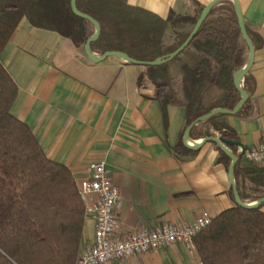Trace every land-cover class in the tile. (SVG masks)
Returning a JSON list of instances; mask_svg holds the SVG:
<instances>
[{"label": "crops", "instance_id": "obj_1", "mask_svg": "<svg viewBox=\"0 0 264 264\" xmlns=\"http://www.w3.org/2000/svg\"><path fill=\"white\" fill-rule=\"evenodd\" d=\"M196 1L206 5L210 0ZM127 2L164 19L170 10L178 11L185 4V0ZM240 2L245 24L259 44L250 71L255 88L245 116L225 114L219 120L249 149L264 142V0ZM0 61L18 87L11 112L30 126L49 158L68 166L77 183L87 177L92 162H106L122 195L120 234L165 222L191 223L204 212L215 217L236 205L229 167L218 160L220 153L212 142L192 150L193 154L174 152L186 130V109L168 104L165 118L154 98L155 85L147 78L138 83L144 65L115 56L93 62L84 45L77 46L57 31L37 27L26 16L19 20ZM229 148L242 151L238 145L235 150ZM238 161L241 167L253 166L244 155ZM238 182L245 183L250 195L258 194L249 191V186L255 185L250 178L240 174ZM95 229V220L85 217L81 252L94 243ZM106 264L202 261L198 252L190 253L183 244L172 243L133 259Z\"/></svg>", "mask_w": 264, "mask_h": 264}, {"label": "trees", "instance_id": "obj_2", "mask_svg": "<svg viewBox=\"0 0 264 264\" xmlns=\"http://www.w3.org/2000/svg\"><path fill=\"white\" fill-rule=\"evenodd\" d=\"M80 11L97 19L102 31L91 44L98 54L120 50L143 61L163 57L179 47L190 34L170 51L162 52L163 33L178 23L198 17L176 14L170 10L166 19L147 9L132 6L127 0H76ZM26 16L41 28L59 32L77 46H83L95 31L94 25L71 9V0H0V54L19 20ZM255 46V34L247 27ZM181 35V34H180ZM193 48L189 59L180 65L178 74L169 67L181 54ZM249 48L231 0H221L203 22L200 30L180 54L159 65H144L138 83L148 78L156 87L157 99L167 118V105L186 109V128L215 107L234 109L241 99L235 74L248 61ZM248 99L237 116H245L251 106L254 78L249 72L243 79ZM18 87L0 61V264H75L81 253L85 205L78 184L64 164L48 157L30 126L11 112ZM215 114L197 122L190 136L197 140L219 133L225 143L238 141L234 130ZM185 132V130H184ZM180 141L174 146L177 155L193 154ZM218 160L230 165V158L214 142ZM235 150V144H227ZM241 157L240 153L233 152ZM254 182L255 195L238 182L240 197L248 202L264 197V168L235 166V177ZM233 194V189L231 190ZM236 204L223 210L195 237L202 264H264V211Z\"/></svg>", "mask_w": 264, "mask_h": 264}, {"label": "built area", "instance_id": "obj_3", "mask_svg": "<svg viewBox=\"0 0 264 264\" xmlns=\"http://www.w3.org/2000/svg\"><path fill=\"white\" fill-rule=\"evenodd\" d=\"M243 155L253 165L264 168V142L245 149ZM77 184L85 205V216L95 220L96 229L94 243L79 254L75 264H106L133 259L172 243H181L190 253H197L195 237L214 218L204 212L191 223L165 222L151 229L120 234L118 209L123 202L122 195L108 173L106 162H92L87 177Z\"/></svg>", "mask_w": 264, "mask_h": 264}, {"label": "water", "instance_id": "obj_4", "mask_svg": "<svg viewBox=\"0 0 264 264\" xmlns=\"http://www.w3.org/2000/svg\"><path fill=\"white\" fill-rule=\"evenodd\" d=\"M220 1L221 0H210L203 7L195 25L193 26L190 34L185 39V41L179 47H177L174 51L169 53L168 55L163 56V57H158L157 59L152 60V61H143V60L135 59L129 56L126 52L120 51V50H109L101 55H96L91 49V44L97 41L101 35L102 28H101L99 21L95 19L93 16H91L90 14L80 11L77 7L76 0H71V9L77 16L90 21L95 27V31L93 35L90 36L84 44L85 53L93 62H100L109 56H115V57H119L123 59L126 62H130L134 64L159 65V64H163V63L170 61L171 59H173L175 56L180 54L184 49L188 47V45L191 43V41L194 39L198 31L200 30L203 22L208 17L210 10L215 5H217ZM231 1L233 2L234 7H235V12H236L239 25L241 28V32H242V37L249 48L248 61L239 71H237V73L235 74V80H234L236 88L240 91L241 99L236 104L234 109L232 110L227 109V108H222V107H215L209 110L203 116H200L199 118H197L194 122H192L186 128L184 135H183V143L185 147H187L190 150H198L200 147H202L207 142L216 143L231 160L229 168H228V173H229V181L233 189V194H234L236 204L241 205L246 208H258L262 204H264V197H260L258 200L253 201V202L244 201L240 197V193H239L238 186H237L236 179H235V166H236V163L238 162V156L232 152V150L229 148L227 144H235V145L241 146L242 147V151L240 153L241 156L244 154L246 147L239 141H233V142L228 141L225 143L222 139H220L216 135L203 137L197 140L192 139L190 136L191 129L197 122L205 121L209 119L210 117H212L213 115L219 114V113L236 114L242 108V106L244 105V103L247 101L249 97L248 92L243 88V79L251 71L254 65L256 50H255V46L246 28V24H245L243 12H242V5H241L240 0H231Z\"/></svg>", "mask_w": 264, "mask_h": 264}, {"label": "rangeland", "instance_id": "obj_5", "mask_svg": "<svg viewBox=\"0 0 264 264\" xmlns=\"http://www.w3.org/2000/svg\"><path fill=\"white\" fill-rule=\"evenodd\" d=\"M205 5L198 3L196 0H185V4H183L178 11L174 10L176 14H185L190 15L193 17H198ZM193 25L191 22L186 23H178L174 27H170L168 30H166L163 33V38L161 39L162 42V52H168L172 48H174L183 38V35L186 34L188 31L192 30ZM181 34V35H180ZM194 51L193 48H190L188 51L184 52L179 56V58L170 65L168 68L172 75L178 74V71H180V65L187 61L191 55V53ZM147 78V77H146ZM148 79V78H147ZM255 187V186H249ZM251 190L254 191V188ZM249 190V191H251ZM248 202V201H247Z\"/></svg>", "mask_w": 264, "mask_h": 264}]
</instances>
